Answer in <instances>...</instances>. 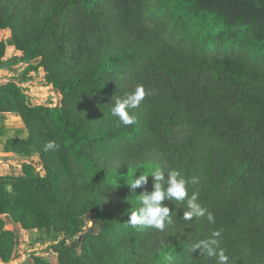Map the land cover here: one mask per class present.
I'll return each mask as SVG.
<instances>
[{
    "label": "trees",
    "instance_id": "trees-1",
    "mask_svg": "<svg viewBox=\"0 0 264 264\" xmlns=\"http://www.w3.org/2000/svg\"><path fill=\"white\" fill-rule=\"evenodd\" d=\"M3 29L15 53L5 60L0 37V67L28 65L0 78V116L24 125L0 126V144L37 156L44 174L24 162L0 175L1 261L18 244L14 222L49 242L29 264H216L189 252L213 231L228 264H264V0H0ZM40 68L59 104L34 103L24 85ZM139 85L125 126L111 108ZM157 165L197 178L189 196L214 224L185 221L186 202L168 200L165 230L126 223L154 178L135 193L128 183Z\"/></svg>",
    "mask_w": 264,
    "mask_h": 264
},
{
    "label": "clouds",
    "instance_id": "clouds-1",
    "mask_svg": "<svg viewBox=\"0 0 264 264\" xmlns=\"http://www.w3.org/2000/svg\"><path fill=\"white\" fill-rule=\"evenodd\" d=\"M146 97V91L143 85L135 88V91L123 99H116L111 108V115L118 118L119 122L125 126L133 125L135 117L132 110L137 109ZM54 142H49L47 148L54 147ZM149 175L154 178L153 191L144 192L139 195L140 207L131 211L129 219L126 222L132 227L154 228L160 231L165 230L166 225L173 224L170 208L163 202L177 201L186 202L187 210L183 211V219L191 221L193 218L206 217L209 224L215 223V216L209 212L201 203L198 202V193H192L189 196L188 185L198 182L196 177L185 179L177 170L165 171L164 167L157 165L150 174L143 173L139 178H134L128 183L131 191L135 193L136 189L148 183ZM220 231H213L211 237L201 239L192 243L189 252L193 255L197 250L201 255L215 257L216 264H228L229 255L226 250L219 247Z\"/></svg>",
    "mask_w": 264,
    "mask_h": 264
},
{
    "label": "rangeland",
    "instance_id": "rangeland-1",
    "mask_svg": "<svg viewBox=\"0 0 264 264\" xmlns=\"http://www.w3.org/2000/svg\"><path fill=\"white\" fill-rule=\"evenodd\" d=\"M0 37L2 39H4L6 44H7V57L5 60H9L10 58L13 57V55L15 53L11 39L9 36L7 38H5L6 37L5 33H2V36L0 35ZM38 61H39V59L33 60L32 64H36V63H38ZM25 64L26 63L18 65L15 68L8 66V65L1 66L0 67V78L6 77V76H20L25 71V69L27 68V65H25ZM43 74H44V71L41 68L38 71H33L29 74V76H30L29 80H27L24 83V85L27 86V88L29 89L30 96H31L33 102L36 104L37 103H47V104L52 103L53 105L59 104L60 98H61L60 93L57 90H55L52 86L47 87V85L44 83V79H43L44 75ZM3 122L6 123L7 125H9L8 128H22L19 126V124L15 123L12 118L11 119L7 118ZM23 128H24V125H23ZM33 157H34V159L31 158L30 161L35 164V168H36L37 172L41 175L44 174V170L42 168L41 161L39 160V158L37 156H33ZM11 170H12L11 171L12 173H15V171H14L15 169H11ZM91 216H93L92 213L85 215L83 218H81V220H80V228H81L80 231H86L89 228L90 225L88 226V223L91 220ZM17 238H18V234H17ZM73 238H74V235H72V233H70L69 234V241ZM47 244H49V242ZM42 250L44 251L45 249L42 248V249L35 250L33 252H37V251L42 252ZM46 255L51 261H53V262L56 261V255H54L53 253L50 252V253H47Z\"/></svg>",
    "mask_w": 264,
    "mask_h": 264
},
{
    "label": "crops",
    "instance_id": "crops-1",
    "mask_svg": "<svg viewBox=\"0 0 264 264\" xmlns=\"http://www.w3.org/2000/svg\"><path fill=\"white\" fill-rule=\"evenodd\" d=\"M2 33L6 34L5 38H7L8 36L10 37L9 29L1 30V36H2ZM21 64H24V63H20L16 65H8V66L15 68ZM25 65H28V63H26ZM7 118L8 119L12 118L15 123L19 124V126L23 128L22 120L15 113L2 114L0 116V126L9 127V125L3 122ZM31 158L34 159V157H21L13 153H6L4 152L3 145L0 144V175H19L21 174L22 173L21 172L22 163L30 162L33 165H35L33 162L30 161ZM11 169H15L14 170L15 173H12ZM7 228L17 231L18 244L14 250V254L12 258L8 262H3L0 259V264H28L29 262L27 261V257L31 252L38 250V249H42V248L45 249L48 245L47 243H42L36 240L37 230H25L21 228L19 224L14 223V222H10L7 225ZM37 252H40V251H37Z\"/></svg>",
    "mask_w": 264,
    "mask_h": 264
}]
</instances>
